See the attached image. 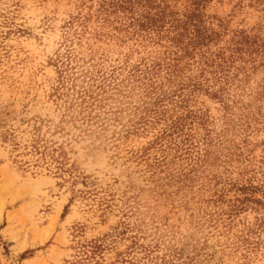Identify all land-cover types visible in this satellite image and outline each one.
Wrapping results in <instances>:
<instances>
[{"label": "rangeland", "instance_id": "1", "mask_svg": "<svg viewBox=\"0 0 264 264\" xmlns=\"http://www.w3.org/2000/svg\"><path fill=\"white\" fill-rule=\"evenodd\" d=\"M0 264H264V0H0Z\"/></svg>", "mask_w": 264, "mask_h": 264}, {"label": "crops", "instance_id": "2", "mask_svg": "<svg viewBox=\"0 0 264 264\" xmlns=\"http://www.w3.org/2000/svg\"><path fill=\"white\" fill-rule=\"evenodd\" d=\"M4 216H2V218H3Z\"/></svg>", "mask_w": 264, "mask_h": 264}]
</instances>
